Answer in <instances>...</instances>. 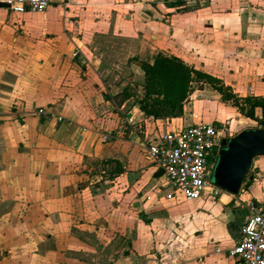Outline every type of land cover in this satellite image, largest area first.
Wrapping results in <instances>:
<instances>
[{
  "label": "crops",
  "instance_id": "0c3cea01",
  "mask_svg": "<svg viewBox=\"0 0 264 264\" xmlns=\"http://www.w3.org/2000/svg\"><path fill=\"white\" fill-rule=\"evenodd\" d=\"M157 54L238 97H264V0H50L44 13L22 15L0 8V264H241L228 251L247 204L264 201V156L238 195L206 191L183 202L164 199L146 149L200 121L258 129L262 111L246 118L195 84L182 117L144 115L143 73L132 59L152 64Z\"/></svg>",
  "mask_w": 264,
  "mask_h": 264
},
{
  "label": "built area",
  "instance_id": "2783aa9c",
  "mask_svg": "<svg viewBox=\"0 0 264 264\" xmlns=\"http://www.w3.org/2000/svg\"><path fill=\"white\" fill-rule=\"evenodd\" d=\"M0 3L9 5L11 11L20 15L44 13L50 6V0H0ZM76 55L74 53L73 57ZM38 113L54 118L43 109ZM57 120L62 121V118ZM257 124L256 128L264 129V123ZM232 136L224 125L200 121L165 132L149 144L148 159L163 171L161 192L164 199L194 202L206 191L219 194L221 190L212 184V174L223 142ZM109 138V134L102 136L104 142ZM247 208L249 216L241 227L240 238L228 254L241 264H264V201H251Z\"/></svg>",
  "mask_w": 264,
  "mask_h": 264
},
{
  "label": "trees",
  "instance_id": "16d2710c",
  "mask_svg": "<svg viewBox=\"0 0 264 264\" xmlns=\"http://www.w3.org/2000/svg\"><path fill=\"white\" fill-rule=\"evenodd\" d=\"M174 6V4H168ZM143 73L142 95L138 100L141 112L155 120H170L184 115V105L195 84H207L218 92L222 101L230 102L239 113L249 119H256V110L261 109L264 123V97H238L221 80L187 66L177 57L157 54L153 63L132 59ZM122 94L130 96L126 88Z\"/></svg>",
  "mask_w": 264,
  "mask_h": 264
},
{
  "label": "water",
  "instance_id": "95a60500",
  "mask_svg": "<svg viewBox=\"0 0 264 264\" xmlns=\"http://www.w3.org/2000/svg\"><path fill=\"white\" fill-rule=\"evenodd\" d=\"M0 8L9 5L0 3ZM264 156V129H244L223 142L212 174V184L221 191L238 195L253 160ZM163 171L158 172V177Z\"/></svg>",
  "mask_w": 264,
  "mask_h": 264
},
{
  "label": "rangeland",
  "instance_id": "374dc122",
  "mask_svg": "<svg viewBox=\"0 0 264 264\" xmlns=\"http://www.w3.org/2000/svg\"><path fill=\"white\" fill-rule=\"evenodd\" d=\"M225 112H227V111H225ZM257 126H258V124H256ZM224 126H226V128H228L229 129V132H231L233 135H235V134H237V133H235V126H234V124H232V121H229V123L227 122L226 124H224ZM239 125H237L236 127H238ZM239 127H248V126H239ZM253 127V126H252ZM255 127V126H254ZM257 128H259V127H257ZM231 130V131H230ZM217 161V160H216ZM216 161H215V164H216ZM250 172V171H249Z\"/></svg>",
  "mask_w": 264,
  "mask_h": 264
}]
</instances>
